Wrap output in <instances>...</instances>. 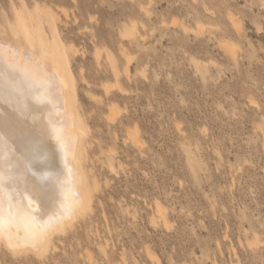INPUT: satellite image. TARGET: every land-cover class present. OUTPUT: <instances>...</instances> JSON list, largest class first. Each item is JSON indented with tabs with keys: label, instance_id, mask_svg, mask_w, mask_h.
I'll return each instance as SVG.
<instances>
[{
	"label": "rangeland",
	"instance_id": "1",
	"mask_svg": "<svg viewBox=\"0 0 264 264\" xmlns=\"http://www.w3.org/2000/svg\"><path fill=\"white\" fill-rule=\"evenodd\" d=\"M45 14L92 206L42 255L0 241V264H264V0H0V34Z\"/></svg>",
	"mask_w": 264,
	"mask_h": 264
},
{
	"label": "bare ground",
	"instance_id": "2",
	"mask_svg": "<svg viewBox=\"0 0 264 264\" xmlns=\"http://www.w3.org/2000/svg\"><path fill=\"white\" fill-rule=\"evenodd\" d=\"M55 19L45 14L35 15L33 25L24 21L22 40H17V34L13 39L0 34V57L7 58L9 71L19 70L14 72L11 87L6 77L0 76V136L14 153L13 172L17 176L8 182L7 191L35 217L28 230L21 223L5 224L0 241L14 252H48L55 245V235L66 232L74 219L92 206L91 174L85 163L88 130L79 111L66 46L54 29ZM230 20L239 29L236 18L231 16ZM44 24L52 27L53 45L44 41ZM136 31L134 23L124 29L123 36L134 40ZM225 45L235 51L232 45ZM112 65L118 75L116 65ZM125 71L128 73V68ZM25 73L33 82H44L39 94ZM164 219L165 215L167 223Z\"/></svg>",
	"mask_w": 264,
	"mask_h": 264
},
{
	"label": "snow or ice",
	"instance_id": "3",
	"mask_svg": "<svg viewBox=\"0 0 264 264\" xmlns=\"http://www.w3.org/2000/svg\"><path fill=\"white\" fill-rule=\"evenodd\" d=\"M19 71L14 69L9 71L6 57H0V76L6 77L7 86L11 87L15 83L14 72ZM25 78L29 80L31 86L39 90L44 88V82H33L32 78L25 73ZM15 160L14 153L7 141L0 136V233L4 231L5 224L21 223L25 229L28 230L32 226V222L35 217L32 211L27 207H24L20 202H14L11 196L8 194L7 188L9 181H15L17 176L13 172L15 167L13 161ZM31 203V201H29ZM34 235V233H30Z\"/></svg>",
	"mask_w": 264,
	"mask_h": 264
}]
</instances>
